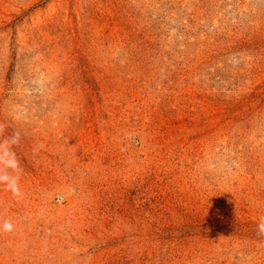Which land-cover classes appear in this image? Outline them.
Returning a JSON list of instances; mask_svg holds the SVG:
<instances>
[{
	"label": "rangeland",
	"instance_id": "obj_1",
	"mask_svg": "<svg viewBox=\"0 0 264 264\" xmlns=\"http://www.w3.org/2000/svg\"><path fill=\"white\" fill-rule=\"evenodd\" d=\"M0 264H264V0H0Z\"/></svg>",
	"mask_w": 264,
	"mask_h": 264
},
{
	"label": "clouds",
	"instance_id": "obj_2",
	"mask_svg": "<svg viewBox=\"0 0 264 264\" xmlns=\"http://www.w3.org/2000/svg\"><path fill=\"white\" fill-rule=\"evenodd\" d=\"M6 127L0 123V186L10 191L13 197H19L21 195L19 179L23 169L14 148L20 143L21 133L13 131L10 135H5ZM13 230L14 225L10 220L0 222V233H10ZM257 235L261 237L258 244L264 246V216L260 217L257 224Z\"/></svg>",
	"mask_w": 264,
	"mask_h": 264
}]
</instances>
